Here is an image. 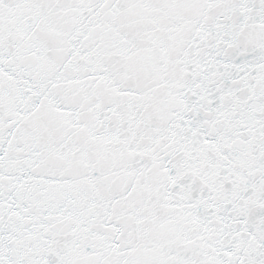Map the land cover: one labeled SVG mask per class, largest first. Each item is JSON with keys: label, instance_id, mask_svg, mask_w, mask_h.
Wrapping results in <instances>:
<instances>
[{"label": "snow or ice", "instance_id": "obj_1", "mask_svg": "<svg viewBox=\"0 0 264 264\" xmlns=\"http://www.w3.org/2000/svg\"><path fill=\"white\" fill-rule=\"evenodd\" d=\"M0 264H264V0H0Z\"/></svg>", "mask_w": 264, "mask_h": 264}]
</instances>
